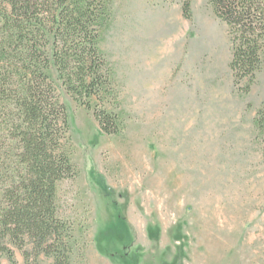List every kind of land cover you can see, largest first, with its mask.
Returning a JSON list of instances; mask_svg holds the SVG:
<instances>
[{"label":"rangeland","instance_id":"obj_1","mask_svg":"<svg viewBox=\"0 0 264 264\" xmlns=\"http://www.w3.org/2000/svg\"><path fill=\"white\" fill-rule=\"evenodd\" d=\"M102 45L121 134L104 133L49 72L78 168L58 187L70 264H264V72L245 93L210 0H115Z\"/></svg>","mask_w":264,"mask_h":264},{"label":"trees","instance_id":"obj_2","mask_svg":"<svg viewBox=\"0 0 264 264\" xmlns=\"http://www.w3.org/2000/svg\"><path fill=\"white\" fill-rule=\"evenodd\" d=\"M114 2L0 0V253L11 264L12 247L26 264L41 256L49 264L71 263L74 229L61 216L58 187L78 168L51 68L104 133L124 131L122 113L111 109L118 97L116 71L102 45ZM210 2L228 27L230 68L249 93L264 72V0ZM254 126L264 135L262 110Z\"/></svg>","mask_w":264,"mask_h":264}]
</instances>
